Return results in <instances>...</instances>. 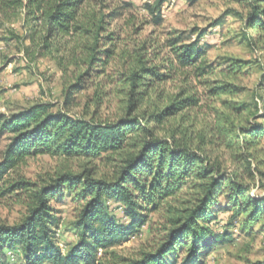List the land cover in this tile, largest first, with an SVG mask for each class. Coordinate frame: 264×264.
Listing matches in <instances>:
<instances>
[{
    "label": "trees",
    "instance_id": "obj_1",
    "mask_svg": "<svg viewBox=\"0 0 264 264\" xmlns=\"http://www.w3.org/2000/svg\"><path fill=\"white\" fill-rule=\"evenodd\" d=\"M23 1L17 4L25 7L24 34L9 30L0 40L19 43L32 56H49L63 70L71 65L80 69L64 91L65 104L72 102L73 93L104 75L114 56L115 32L108 31L107 25L118 12L112 10L98 17L92 12L82 19L85 0ZM164 1L146 4L156 24L161 21L159 9ZM238 1L246 3V17L242 18L246 30H264V0ZM8 7L14 8L11 2L0 3L4 16ZM245 37L255 39L248 32ZM26 39L29 44H24ZM183 41L178 36L165 42L176 64L191 68L197 75L214 73L215 66L203 56L205 50L198 40ZM243 66V61L229 59L217 73L233 75ZM121 76L131 88L129 100L126 113L112 120L85 119L63 109L52 110L46 102L0 113V138L4 136L7 141L0 158V197L23 193L26 208L20 223L0 225V264H8L4 248L15 246L22 247L24 264H202L209 249L224 239L206 224L215 211L229 210L232 218L243 215L245 229L253 227L264 214V199L249 194V184L241 175L228 171L220 161L185 140L156 134L164 119L198 104L194 92L183 90L159 108L149 95L156 83L170 75L157 65H147L143 54ZM209 91L213 95L232 94L236 88L219 82ZM145 103L153 105L151 111L141 108ZM234 108L241 113L244 105ZM231 126L236 131L226 129L232 137L229 146L239 141L242 147L251 148L264 137V126L257 122L247 119ZM106 153L119 156L110 181L73 172L58 173L41 183L13 175L20 164L39 154L96 159ZM244 161L250 164L247 156ZM184 189L187 203L168 211L171 214L166 226L151 249L138 258H120L113 252L111 259L99 256V252L106 254L109 247L133 236L145 223L147 212L159 210L163 202ZM66 191L80 203L75 221L79 239L63 253L56 241L51 202L63 199ZM108 198L123 205L127 222H119L108 211L104 202ZM183 253L186 256L180 258ZM250 264H264V260Z\"/></svg>",
    "mask_w": 264,
    "mask_h": 264
},
{
    "label": "rangeland",
    "instance_id": "obj_2",
    "mask_svg": "<svg viewBox=\"0 0 264 264\" xmlns=\"http://www.w3.org/2000/svg\"><path fill=\"white\" fill-rule=\"evenodd\" d=\"M151 0H85L81 8L82 19L86 14L97 17L117 10L118 15L107 25L115 32L114 56L105 67L103 76L93 78L89 86L73 93L72 102L65 104V87L74 82L78 71L74 66L65 70L49 56H32L15 41L0 40V113L10 114L36 102L52 105V110L63 109L85 119H115L126 113L130 86L123 81L121 73L135 63L143 54L147 65H157L161 72L170 75L156 83L150 100L159 108L185 90L199 98L196 106L188 107L176 115L164 119L156 129L159 137L185 140L194 149L199 148L211 159H217L228 171L236 172L249 184V194L264 199V137L257 145L246 148L235 141L226 129L247 119L264 126V30H246L242 18L246 17V3L238 0H165L160 6L161 21L153 22L146 8ZM10 3L3 15L0 8V36L13 30L24 34L27 25L25 7L18 0H0ZM24 4L26 0L23 1ZM20 6V7H19ZM241 16V17H240ZM254 40H248L245 33ZM182 36L185 42L197 39L205 50L204 57L214 64V73L197 75L191 68L176 64L166 40ZM29 44V40H24ZM73 44V42L71 43ZM229 59L243 61V67L232 75L217 73L229 63ZM219 82L234 84L235 93L213 95L210 89ZM100 96V98H99ZM244 105L240 113L238 107ZM143 109L151 111L153 105L145 103ZM241 110V109H240ZM234 131H236L234 129ZM7 141L0 138V158ZM250 164L244 163V157ZM119 156L106 153L100 158L64 157L39 154L29 157L13 173L32 182L41 183L58 173H89L95 179L110 181L119 164ZM69 191L63 199L51 202L55 215L54 229L57 245L66 253L78 239L75 224L80 203L72 199ZM186 190L163 202L157 211L147 212L146 221L136 233L99 252V256L111 259L110 252L120 258H138L158 241L166 226L172 207L185 205ZM108 211L119 222H127L123 205L112 199H104ZM26 213L24 194L0 197V225L12 226L22 221ZM243 215L231 217L229 210L215 211L206 224L224 239L213 245L202 264H250L264 260V214L248 229L242 227ZM221 237V238H222ZM8 264H24L22 247H5ZM185 253L180 255L184 258ZM41 264H53L43 261Z\"/></svg>",
    "mask_w": 264,
    "mask_h": 264
}]
</instances>
